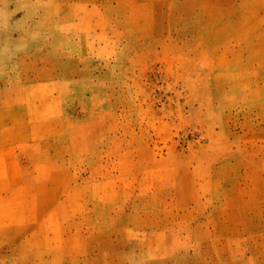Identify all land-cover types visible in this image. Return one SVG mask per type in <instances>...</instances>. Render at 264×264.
<instances>
[{"label":"rangeland","instance_id":"374dc122","mask_svg":"<svg viewBox=\"0 0 264 264\" xmlns=\"http://www.w3.org/2000/svg\"><path fill=\"white\" fill-rule=\"evenodd\" d=\"M0 264H264V0H0Z\"/></svg>","mask_w":264,"mask_h":264}]
</instances>
